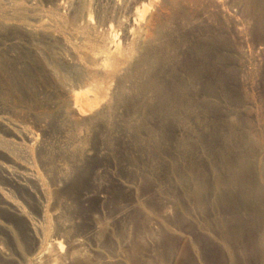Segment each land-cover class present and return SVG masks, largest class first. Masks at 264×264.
<instances>
[{"label":"rangeland","instance_id":"obj_1","mask_svg":"<svg viewBox=\"0 0 264 264\" xmlns=\"http://www.w3.org/2000/svg\"><path fill=\"white\" fill-rule=\"evenodd\" d=\"M23 1L39 16L28 12L30 25L10 8ZM33 1L0 0V16L13 15L0 19V264H36L38 256L47 264L54 238L63 255H86L64 264H264V0H149L137 23L135 0H92L131 60L153 46L150 73L185 84L193 113L145 119L119 107L108 122L79 126L83 157L68 150L78 127L64 113H73L71 94L85 91V66L60 34L41 29L47 0ZM106 29L93 35L100 45ZM233 171L254 180L253 198L238 195L248 207L200 209L198 181L214 186L234 180Z\"/></svg>","mask_w":264,"mask_h":264},{"label":"bare ground","instance_id":"obj_2","mask_svg":"<svg viewBox=\"0 0 264 264\" xmlns=\"http://www.w3.org/2000/svg\"><path fill=\"white\" fill-rule=\"evenodd\" d=\"M30 1L34 2L33 0H30ZM19 2H17V5L15 2L14 3L10 2L12 4V6L14 4L16 5V7L10 6V8H14L13 9L15 11L14 19H16L15 21H19L20 25H22L23 23H26V20L27 19L29 20V17H31V15H33L34 13H35L34 17H36V18L39 17V16H35L36 15V12H35L36 9L33 10V8H31L33 14H31V12H29L31 10H29L28 12L31 15L29 17H27L28 15H26V14H29L27 12V8H28V6L32 7L33 4L32 3H26L25 1H23L25 3H23V2L19 3ZM43 2H41V5L44 4ZM46 3H49L48 5H50V6L48 9H47L48 6L47 7L44 6L48 10L47 16H46L47 19L46 18L44 19V17H42L45 22L44 21L42 22V20H41L42 19L41 16H43V13L40 15L41 21L40 20L39 21L42 24L41 29H43V30L46 29L47 33L50 32L49 34H51V33L52 34H57V33L60 34L61 36L57 34L58 36H60L59 38L60 39L62 38L63 41H66L67 43H70L71 45H73L72 46L73 48L71 47V45H67L66 42L63 44L70 46L72 48V49L70 48L71 52L76 51L78 53V56L76 57V60H74V61L82 63L85 66L84 69L83 68L80 69V70H83L85 72L83 74L79 73V74H81L80 75L81 80H84L83 81L84 86H81V84H80L79 88L85 89V91L80 92V93L71 94L72 96L70 98L71 100H70V104H69L70 107L69 108L71 109V112H73V113L71 114L70 111L64 113V114H66V117H67L66 119H68L67 121H69V123H71L70 127H72V128L74 127L75 129L78 127V129L75 130L76 132L74 134L71 132V135L73 134L71 140H72V142L74 141L73 143L70 142L71 146L74 145V143L76 144L72 147V149L68 148V150H70L71 153H75V154L79 153V155H81L82 152L83 153L88 152L86 145L82 144L85 136L84 137L82 136L83 131L81 133V131L79 130V126L84 125V123L85 124L86 123H92V122H96L98 120L108 122L107 120L115 112H117L116 110L128 108V109L132 110V112H133L130 114H134V113L143 114V116L142 115L141 116H142V118L146 116L145 119L147 118V116L148 117L149 116H152V117L160 116L163 119L169 117V120H170V118H174L175 116L178 117L179 116L178 114L181 111H184V112L189 113V114L192 112L191 111L192 100L189 96L188 87L185 84L176 83L178 85H169L167 83V81H164L163 79H161L162 76L158 77L156 74L152 75L150 73L151 71L153 73L155 72L154 70H150L151 66L152 67L156 66V65H151L152 61H150V59L152 60V57L150 58L151 55L149 56V54H150L149 51L153 47L152 45H150L151 43L150 44L149 43L144 44V45H150V46H147L146 49L144 48L146 51H144L142 49L145 52V54L141 58H139V60L137 59V57L136 58L133 57V60H131L129 48H128L129 51L127 50V48H125L126 50H123V49H121L122 45L120 43H118V44H120L121 47H119L120 45H117L116 36L118 37V35H117V32H115L116 26H113L114 24H112V20L108 16L109 14L107 15L106 13H104V11H102L103 14H101V12H98L99 9L97 10L96 8L100 4L99 2H98L99 4L96 2L98 4L97 5V4H94V2H92V0L90 2L88 0H78L77 2H74L73 4L72 3L70 4L67 0H47ZM11 4H9V5H11ZM23 4H29V5L24 6ZM68 4L72 5V7H70L71 9H69ZM150 4H151V1H149V0H148V3L146 2V0H135L134 3L132 5H130L131 10L134 9V14L137 16L134 19V21H136V23L143 17L144 13L148 10ZM67 6H68V10L66 9V11L67 12L70 11V12L67 13L65 11L67 13L66 14L62 11L65 8H67ZM40 7H43V6H40ZM3 8H7V7H3ZM3 10H5V9L1 8L0 12ZM9 12H11V14H13V11L10 10ZM25 12H27V13H25ZM9 15H10V13H9ZM12 16L10 15V16L6 17V15L5 16L2 15V16H0V19H7L9 17L12 18ZM12 20H13V18H12ZM2 21H4V20H0V24L3 23ZM31 21L32 20L28 21L29 23H26V24L30 25ZM4 22H6V21H4ZM7 22H10V19ZM34 22H36V20ZM34 22H32L33 25H34ZM16 23H14V24H16ZM36 23H35V25H37L39 27L41 26L40 23L39 24H36ZM2 25H5V23ZM20 25H18V26H20ZM33 25L31 24V26H33ZM148 25H146V26H148ZM151 25H153V24H151ZM107 26H108V29H106V33H105L107 38H102V37L101 38L108 40V43H106L104 45H100L95 40V39L99 38V36L98 35H96L98 37L94 36L95 37V39H94L93 35L95 33H97L98 31L101 32L100 31L101 29L97 31V29H99V27L103 28V27H107ZM156 26H157V24L155 26L153 25V26L149 27L148 29H151L152 27L156 28ZM154 28H152V29H154ZM41 29H39V30H41ZM43 30H41V31L44 33ZM131 32H134L133 28L130 29V33ZM152 32L154 33L153 30H152ZM152 32H150L151 36L153 35V34H151ZM37 35H39V34H37ZM46 35H48V34L45 33V36ZM42 36L44 37L43 34H42ZM50 36H52V35H50ZM50 36H48V38ZM46 38H47V36H46ZM55 38H56V36H55ZM55 38H52V39H55ZM150 38H152V37H148V39H150ZM52 39H50V40L52 41ZM56 39H58V38H56ZM73 39H76V42ZM78 39H80V40H78ZM133 39H136V38H132V40ZM132 40H131V42H133ZM56 41H58V40H56ZM72 41H74V42H72ZM78 41H80V42L83 41V43L77 44ZM146 41H147V39H146ZM146 41H145V43H146ZM149 41H152V40H149ZM60 42L61 41H58V43H60ZM126 44H127V42H126ZM152 44H153V41H152ZM129 45L130 44H128V46ZM131 45H133V44H131ZM134 45L137 46V43ZM55 46H54V42L50 43L49 47H50L51 53L54 52L53 51L54 48H57ZM63 46L61 45L62 48H63ZM64 47H66V46H64ZM129 47L130 48L132 47L134 49L133 46H129ZM73 49H75V50H73ZM65 50H68V49H65ZM69 51H67V52L71 53ZM55 53H57V52H55ZM141 53H143V52H141ZM141 53H139V54L141 55ZM151 53L153 54L154 52H151ZM74 54L77 55L76 53H73V55ZM48 55H50V54H48ZM152 56L154 57L155 55H152ZM157 57H159V55ZM157 57L155 59H157ZM50 58H53V57H50ZM73 58L75 59V57H73ZM134 58L138 61H136L133 64H130L134 61ZM155 59L153 60V62H155L153 64H156ZM54 60H56L58 62V59H54ZM54 60L52 59V61H54ZM162 60L163 61H161V63L164 62V59H162ZM71 62H73V61H71ZM76 63H75V65H76ZM161 63H160V65H163V67H165V64H163V63L161 64ZM78 65H76V66L78 67ZM80 67H81V65H80ZM163 67H161V68H163ZM74 70H76V69H74ZM80 70H78V71H80ZM157 70H159V69H157ZM74 72H77V71H74ZM168 77H169V75H167V77H165V78H168ZM175 79L178 80L177 78H175ZM81 80H79V81H81ZM79 81H77V82H79ZM172 81H175V80L172 79ZM113 84H115L114 89L112 88V86H114ZM170 84H172V83H170ZM122 107H125V108H122ZM124 112H127V110ZM182 115H184V114H181V116ZM139 120H140V118H139ZM143 126H144V124H143ZM78 131H80V132H78ZM65 132H68V131H65ZM73 132H74V129H73ZM69 137H70V134H69ZM34 139H32V140H34ZM86 139H88V137H86ZM151 140L153 141V139H150V141ZM85 141L86 140H84V142ZM158 142L159 141H157V143ZM155 143L153 142V145ZM158 145H159V143H158ZM158 145L156 147H158ZM29 150L30 149H28V151ZM70 152H68V153L66 152V154H69ZM81 156L83 157V155H81ZM78 160H79V158H78ZM246 165L248 167V164H246ZM64 169L65 168H63V170ZM60 170H62V167ZM63 170L59 171V173L64 172L66 169L64 171ZM29 172H31V171H29ZM32 172H33V170H32ZM29 174H31V173H29ZM32 174L34 175V173H32ZM61 174H63V173H61ZM65 174H67V173H65ZM232 174H233L232 176H233L234 180H215L214 186H210V184L208 183V180H199L198 181L197 187L195 189V194L199 199L198 204H199L200 209H202L206 213H209L210 210H213L215 208H221V207L225 208L226 206H230V205L235 206L238 210H240V209L245 210L248 207V205H249L248 203H243V202H240L238 200V195L239 196L241 195L242 197H244L245 200H248V198H250V197L253 198V193L255 190L254 180H240V175H239L240 172L233 171ZM36 177H39V176H36ZM36 177H34V178L36 179ZM40 177H42V176H40ZM40 179L38 180L40 183L37 182L38 185L39 184L41 185V182L44 183L43 182L44 180L42 181ZM43 185H45V184H43ZM43 185H41L40 187H42V189L45 190L47 186H45V189H44ZM214 190L216 191L215 196H213ZM47 193H48V191L45 192L44 195H47ZM208 197L210 198L209 202L207 200ZM256 213H258V211ZM48 217H49V215L46 216V219ZM46 219H44V220H46ZM48 237L51 238V236H48ZM48 240H49V243H50V241H52V242H51L50 246L47 244L49 246V248H47V250H46V251H48V253H47L48 254V257H47L48 260L46 259L48 261V263L47 262H45V263H47V264H64L65 261H67V260H71V262L72 261L75 262V261H81L82 259H85L86 255H84L82 250H78L74 253H71L68 256H65V255H63L64 247H63V244L61 241L57 240L56 238H54V240H51V239H48ZM46 241H47V239H46ZM77 242L80 243V240H77ZM77 242L74 241V243H77ZM79 245H81V244H78V246ZM45 255H46V253H45ZM39 259H40L39 256L37 258H35V262L39 263ZM82 261H84V260H82Z\"/></svg>","mask_w":264,"mask_h":264}]
</instances>
